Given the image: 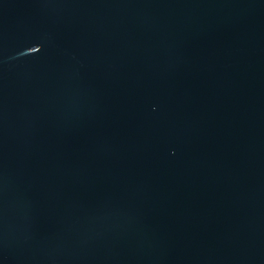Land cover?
<instances>
[{"label":"water","instance_id":"95a60500","mask_svg":"<svg viewBox=\"0 0 264 264\" xmlns=\"http://www.w3.org/2000/svg\"><path fill=\"white\" fill-rule=\"evenodd\" d=\"M0 264H264V0H0Z\"/></svg>","mask_w":264,"mask_h":264}]
</instances>
